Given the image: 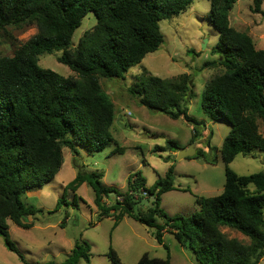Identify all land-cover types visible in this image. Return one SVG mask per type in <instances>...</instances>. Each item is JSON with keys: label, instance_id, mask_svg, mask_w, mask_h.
<instances>
[{"label": "trees", "instance_id": "trees-1", "mask_svg": "<svg viewBox=\"0 0 264 264\" xmlns=\"http://www.w3.org/2000/svg\"><path fill=\"white\" fill-rule=\"evenodd\" d=\"M194 0H0V33L8 27L29 25L36 34L13 57L0 56V237L6 248L25 261L21 250L9 237L12 221L22 229L34 226L29 218L42 210L26 201L28 194L51 183L65 162V150L77 148L102 152L118 143L111 128L115 105L103 91L101 79L125 80L131 68L157 52L165 42L161 23L180 16ZM238 0H210L209 22L219 34L215 47L218 65L225 72L211 79L204 88L202 109L214 123L227 122V135L221 156L225 165V186L215 197L198 198L200 211L191 216H169L161 208V197L175 190V168L151 189L141 172L129 176L127 192L106 187L102 173L79 172L67 185L76 193L84 183L95 192L99 218L116 213L115 226L123 217L154 229L156 241L164 244L166 232L178 244L191 251L200 264H259L264 259V172L238 175L230 165L237 156L264 153V50L252 38L230 22V13ZM262 0H253L255 12H261ZM93 13L97 24L84 33L77 46L73 36L82 21ZM62 52L59 63L76 76L64 77L39 65L41 55ZM216 65L207 62L204 68ZM128 93L154 113L173 120L189 116L188 99L193 93L191 74L165 79L146 69L138 74ZM260 123L263 132L260 131ZM190 144L199 133L194 127ZM212 136V134H211ZM181 149L169 140L167 148ZM113 153H124L117 147ZM206 156L197 150L198 159ZM169 159V158H168ZM167 159V160H168ZM148 198H144V194ZM115 195V205L106 207L105 198ZM118 197H123L120 202ZM153 199L144 207V200ZM60 204V201L58 202ZM162 220V223H159ZM237 230L250 240L244 244L229 239L220 228ZM89 243H76L61 264L91 263ZM112 264H123L110 248ZM25 264L26 261H25ZM43 264H57L53 261ZM137 264H172L166 259L144 254Z\"/></svg>", "mask_w": 264, "mask_h": 264}, {"label": "rangeland", "instance_id": "rangeland-1", "mask_svg": "<svg viewBox=\"0 0 264 264\" xmlns=\"http://www.w3.org/2000/svg\"><path fill=\"white\" fill-rule=\"evenodd\" d=\"M262 2L259 13L254 10L253 0H238L230 13V22L235 29L248 34L258 49L264 50V0ZM210 7V0H194L180 16L161 23L164 44L157 52L147 55L140 65L131 68L125 80L101 79L103 91L115 105L111 132L118 146L112 144L102 152L79 147L77 154L66 149L64 165L56 178L28 194L26 201L42 210L29 218L34 226L26 230L8 221L10 240L21 250L27 264L50 261L61 264L76 243L85 241L91 246L90 264H112L108 258L110 248L118 253L123 264H137L146 253L161 259L169 256L172 264H196L194 254L181 247L171 233H165L164 244L160 245L153 235L154 229L128 216L115 226L120 211L100 219V209L94 202L95 192L88 183L81 185L76 193L67 189V185L79 172H97L104 175L102 182L106 187H114L125 194L130 175L141 172L147 181L146 188L151 189L158 181L164 180L168 169L174 166L175 190L161 197V208L172 217L191 216L200 211L196 203L198 198L215 197L223 192L226 178L221 149L231 126L227 122L210 121L202 109L205 85L225 72V68L218 65L219 55L215 47L219 43V34L209 22ZM96 24L95 15L89 13L73 36L74 46ZM36 32L35 26L8 27L0 33V56L13 57ZM61 55L62 52L58 51L45 53L40 56L39 65L64 77L76 76L68 66L59 63ZM207 62L216 65L204 68ZM143 69L165 79L191 74L193 93L187 102L188 114L199 125L184 118L173 120L139 105V101L128 93V88ZM194 127L199 136L193 144L197 150L203 151L207 161L204 158L178 160L180 150L154 151L157 146L167 148L169 140L177 141L181 149H188L193 145L190 141ZM260 131L263 132L262 123ZM117 147L124 149V153L114 154ZM230 167L242 176L264 172V153L254 151L248 157L237 156ZM118 200L122 202L123 197ZM152 202L153 199L144 200L142 205L149 207ZM115 203V195L103 200L106 207ZM220 230L229 239L250 243L237 230L226 227ZM25 261L9 251L0 237V264H25ZM79 264L87 263L82 260ZM259 264H264V259Z\"/></svg>", "mask_w": 264, "mask_h": 264}, {"label": "water", "instance_id": "water-1", "mask_svg": "<svg viewBox=\"0 0 264 264\" xmlns=\"http://www.w3.org/2000/svg\"><path fill=\"white\" fill-rule=\"evenodd\" d=\"M196 153H197L196 144H193L188 149H180L177 159L183 160L187 158H193L194 156H196ZM193 260L196 264H200L195 255L193 257Z\"/></svg>", "mask_w": 264, "mask_h": 264}, {"label": "built area", "instance_id": "built-area-1", "mask_svg": "<svg viewBox=\"0 0 264 264\" xmlns=\"http://www.w3.org/2000/svg\"><path fill=\"white\" fill-rule=\"evenodd\" d=\"M144 195H147L146 193Z\"/></svg>", "mask_w": 264, "mask_h": 264}]
</instances>
